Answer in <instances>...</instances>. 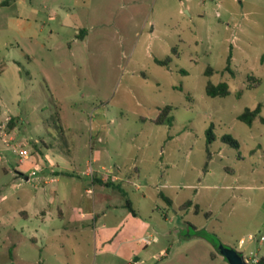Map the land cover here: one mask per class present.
<instances>
[{
    "label": "rangeland",
    "instance_id": "rangeland-1",
    "mask_svg": "<svg viewBox=\"0 0 264 264\" xmlns=\"http://www.w3.org/2000/svg\"><path fill=\"white\" fill-rule=\"evenodd\" d=\"M221 81L231 93L209 96ZM258 106L252 124L239 118ZM9 117L14 145L76 172L24 178ZM102 165L124 181L93 184L85 170ZM134 216L147 223L130 226L136 253L96 243L94 219ZM62 219L85 227L65 239L45 223ZM262 236L264 0H0V264H230L221 244L246 259Z\"/></svg>",
    "mask_w": 264,
    "mask_h": 264
},
{
    "label": "crops",
    "instance_id": "crops-1",
    "mask_svg": "<svg viewBox=\"0 0 264 264\" xmlns=\"http://www.w3.org/2000/svg\"><path fill=\"white\" fill-rule=\"evenodd\" d=\"M83 31L85 32V34L88 33L87 28H84ZM43 46H45V45H43ZM11 118H15V117H9L5 120V122L2 124V129H3L2 131L5 130V126L8 125L9 120ZM5 131L7 132V130H5ZM7 134L9 137L15 138V140L13 142L17 141L15 136H12V134H10L9 132H7ZM99 158H100V155H96L95 158L93 159L94 162H99V160H100ZM73 161H75V159L70 160V159H68L62 155L52 156L51 154L44 152L42 150L41 153H37V155L36 154L33 155L31 157L30 161H28L24 165H21L24 167L19 169V171H20L19 173L24 178H26L27 180H30L33 178H39V179H45V183L60 182L61 175L64 172H66L68 174L76 172V170L74 168V162ZM36 167L39 168L40 170L38 171L37 175L35 177H33V176H31V172ZM230 171L233 172L232 169ZM85 172L91 173L92 183L93 184H99V186L103 189L106 188V186H109L108 183L115 184L117 182L124 181V179L120 173L116 174L115 170L113 168L109 169V168H107L106 165L99 166V168H97V169L94 167H89L85 170ZM97 173H101L102 177H99V175H97ZM53 175H58V176L55 179ZM102 196L105 197L103 199H106L110 195L109 194H102ZM95 203L93 204V212H91V213H94L95 210L97 209V207H96L97 202H95ZM171 203H172V201H171ZM192 204H193V202L191 201L189 206H191ZM25 213H27V212L25 211ZM45 223L48 226V228H50L54 232L56 230H58V228H59L60 232H62V237H64L65 239L69 238L73 233H75L76 231L82 230L85 227L84 223H82V222L74 221L73 225H72V222L71 221L66 222V219H62L60 225H58L59 227L54 225L51 221H46ZM93 223H94V229H95L96 237L99 236V238H95L96 243L101 244L102 247H103V243L109 245V247L113 250L112 252L114 254H118L119 252H124V251H127V252L131 251L132 253H136V245H133V244L136 241H138V244H140L142 242L143 235L139 234L136 229H134L133 227H130V226L131 225H138V227H140L138 229H142L144 227V224H147V223L142 222L140 219H138L137 216H134L133 218H128V217L124 218V219H122L121 222L114 223L115 225L112 226L110 229H109V226L107 225L106 222L98 224L97 220L94 219ZM67 224H69V225L71 224V226H69ZM119 224H122V227L119 226ZM104 230H106V232H103ZM43 235L46 236V233L43 232ZM31 238L33 240H37V236L35 234H32ZM46 238H49V235H47ZM242 240H244V239L242 238L240 240V244H241ZM180 242H182L181 239H180ZM228 246H230V245H228ZM230 247H232V246H230ZM211 256H212V258H216L217 255L215 254L214 250L211 251ZM258 256L260 258H262V257H264V254L258 255ZM158 257H159V254L156 252L148 255V259H154V258H158ZM131 261H133V260L130 259V262ZM144 263H145V260H140V261L135 260L134 261V264H144Z\"/></svg>",
    "mask_w": 264,
    "mask_h": 264
},
{
    "label": "trees",
    "instance_id": "trees-1",
    "mask_svg": "<svg viewBox=\"0 0 264 264\" xmlns=\"http://www.w3.org/2000/svg\"><path fill=\"white\" fill-rule=\"evenodd\" d=\"M170 62H171V57H168L165 60L157 59V63L160 65H169ZM213 72H214V70L211 67H209L206 71L207 74H213ZM249 79L250 80L256 79V82L254 83V85L260 83V80L255 78L254 76L250 77ZM254 85L252 84L251 86H254ZM206 92L209 96H212V97L227 96L231 93L230 86L226 81H221L217 84H215L213 82H209L206 86ZM171 109H172L171 106L165 107L160 112V115L156 119H154L153 121L158 123V124H163L165 122H169L171 120V116H170ZM260 112H261V106H258L255 109L247 108L239 116V118L244 122L252 124L253 121L256 119V117L260 114ZM13 120H14V118H11L9 120V123H12ZM209 135H210L211 140H213L214 138H213L212 132L209 131ZM223 140L225 142L231 144L232 146L239 147V141L234 139L231 135L224 136ZM108 185H111V183H108ZM168 200L170 201V199H168ZM190 203H191V201H188L186 204L189 205ZM128 205L131 206V202H128ZM259 264H264V257H262Z\"/></svg>",
    "mask_w": 264,
    "mask_h": 264
},
{
    "label": "built area",
    "instance_id": "built-area-1",
    "mask_svg": "<svg viewBox=\"0 0 264 264\" xmlns=\"http://www.w3.org/2000/svg\"><path fill=\"white\" fill-rule=\"evenodd\" d=\"M2 138H3V141L5 142V144L12 148L13 151L15 153H17L19 156H20V164L21 165H24L25 163H27L28 161H30L31 159V155H30V152L27 148H25V145L24 143H19L18 145H14L13 141L15 140L14 137H9L7 132L4 130L2 133ZM40 169L39 168H35L32 172H31V176L35 177L38 173ZM250 240H254L255 239V236L253 234H250L249 237H248ZM261 240H264V236L261 237ZM243 241H241V244H243ZM251 255H253V257H246V261L249 263V264H257L259 261H260V257L258 256L257 253H252L251 252Z\"/></svg>",
    "mask_w": 264,
    "mask_h": 264
},
{
    "label": "water",
    "instance_id": "water-1",
    "mask_svg": "<svg viewBox=\"0 0 264 264\" xmlns=\"http://www.w3.org/2000/svg\"><path fill=\"white\" fill-rule=\"evenodd\" d=\"M219 248L230 264H249L234 247L221 244Z\"/></svg>",
    "mask_w": 264,
    "mask_h": 264
}]
</instances>
